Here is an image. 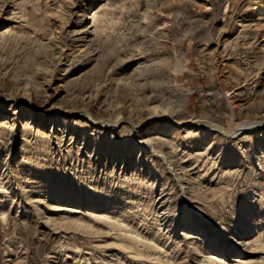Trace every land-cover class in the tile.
Instances as JSON below:
<instances>
[{
  "label": "rangeland",
  "instance_id": "1",
  "mask_svg": "<svg viewBox=\"0 0 264 264\" xmlns=\"http://www.w3.org/2000/svg\"><path fill=\"white\" fill-rule=\"evenodd\" d=\"M263 6L0 0V29L9 31L0 38V96L33 103L0 105V264H264V127L205 142L183 128L156 143L168 164L155 156L134 167L130 129L92 127L76 113L139 122L146 107H168L223 128L264 121ZM91 11L90 46L72 33ZM146 11L158 17L152 28L141 22ZM183 214L190 223L175 230Z\"/></svg>",
  "mask_w": 264,
  "mask_h": 264
},
{
  "label": "bare ground",
  "instance_id": "2",
  "mask_svg": "<svg viewBox=\"0 0 264 264\" xmlns=\"http://www.w3.org/2000/svg\"><path fill=\"white\" fill-rule=\"evenodd\" d=\"M100 7H102V6L100 5ZM262 10L264 12V6H263ZM150 12L151 11H149V12L146 11V12H142V13L139 12L141 22H143L144 24H147L146 25L147 27H148V25H149V27H151L153 25V23H156L158 21V17L154 16L153 14L150 15ZM97 13H98L97 11H91V14H89L90 16L86 17L87 22H85V24L83 26H81L80 28H78L77 30L73 31L72 34L74 37H76L77 41H80V42L84 41L90 45V44L94 43L96 41V39H98V36L96 37V35H97L96 33H97L98 29H97V26H95V25H97L96 23H98L97 22L98 18L96 15ZM7 31H8L7 29H5V30L0 29V38L4 37V35L7 33ZM8 33H9V31H8ZM7 35H9V34H7ZM97 41H99V40H97ZM90 46H89V49L91 48ZM136 70L141 72L142 66L141 67L137 66ZM139 75H140V73H139ZM23 99L26 101H23ZM15 100L23 101V102L27 103L28 105H32V107H33V103L29 101V98L21 97V95H18V94L13 95V93L11 95H1L0 96V105L4 106L5 104L11 103ZM43 112L46 113L47 111H41L40 113L43 114ZM54 112H55V116H57L58 118L59 117L72 118L74 116L73 114H75V111L74 112L72 111L71 113H68V114L62 113L61 111H57V110L56 111L54 110ZM143 112H144V114H143L144 117L139 122H137V121L135 122V120H133L130 117V115L126 116V115L117 114L112 120H96L86 110H79L76 113H79L80 116H82L85 119V121L88 124H90L92 127H98L99 126V127H101V129H105V130H108L111 132H117V131H119L121 129H125V128L130 129V133L133 135V142H134L133 143L134 145H132L133 146L132 148H133V150L137 151L135 157L131 156L129 158L130 159L129 160L130 165H133L134 167L136 164L141 163L142 158H145L147 161L149 160V162L151 161V164H153L152 160L154 159L155 156H157V158L160 159L161 163L164 162L165 164H168L166 154L161 152V151H157L156 143H159L161 145L162 144H164V145L169 144V142L167 141V137L170 134L174 133L175 131L183 129V128L194 129L197 134L202 135V140L205 142V141H209L211 139H214V137H217V136H220L221 138H228V139L234 140L242 134L259 132L261 130V128L264 127V121H252V122H245V123L243 122V123H239V124H232V125H229V127H227V128H223L221 126L213 125L212 123H209V122L195 121L194 119H191V118L190 119H183V118H181L182 116H180L177 111H174V109H171L168 107H161V108L160 107H146ZM23 118L24 117H20L19 119L21 120ZM8 120L11 121V119H8ZM32 122H35V120H33ZM158 122H163L162 123L163 126L161 128L157 127L156 131L150 132V128L153 125L157 126L156 124H158ZM44 125H45V119H42V121L40 123V127L44 128L45 127ZM53 125H54V122L52 123V126ZM50 132H52V130ZM141 133L145 134L144 136L147 135V137L145 139L139 140L136 138V136L138 134H141ZM149 135H151V136H149ZM71 139L72 138H70V140ZM206 151H207V149H206ZM146 156H149V157L146 158ZM108 159L115 164V162H119V160L122 158H119L118 155L115 154L112 157H109ZM97 162L98 161L96 160V163ZM122 162L124 163L123 160H122ZM151 168H149V171H148L149 173L153 172V169H151ZM168 170L173 171L172 167L170 165H168ZM152 175H153V173H152ZM158 184H159L158 180H156L154 178L153 183L151 184L152 188H154ZM178 184L180 186V190L183 193H185V191L187 189L184 186L185 183L178 180ZM163 198L164 197H162V193H159L157 196V201H156V208H157V211L159 212L161 217L165 216V210H166L165 209V206H166L165 201L164 200L162 201ZM189 206H191V204H189ZM188 215L183 214L181 222L176 224V226H174L175 230H177V229L183 230V227L184 228L186 227L187 222H189V220L187 219V217H189ZM184 221H186V223H184ZM189 229H191V227ZM197 233H198V235L201 234L199 231H197ZM182 235H183V233H182ZM240 238H239L240 240H238V241L234 240V245H236L240 249H243L246 247L248 242L246 241V239H244V236L240 237Z\"/></svg>",
  "mask_w": 264,
  "mask_h": 264
}]
</instances>
